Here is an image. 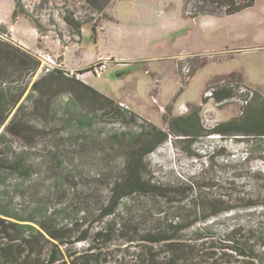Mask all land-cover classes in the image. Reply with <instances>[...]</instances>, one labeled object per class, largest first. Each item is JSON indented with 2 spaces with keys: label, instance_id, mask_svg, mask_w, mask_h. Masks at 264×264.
I'll use <instances>...</instances> for the list:
<instances>
[{
  "label": "rangeland",
  "instance_id": "rangeland-1",
  "mask_svg": "<svg viewBox=\"0 0 264 264\" xmlns=\"http://www.w3.org/2000/svg\"><path fill=\"white\" fill-rule=\"evenodd\" d=\"M91 1L20 0L17 9L15 0H0V42L28 50L39 61L34 74L9 69L8 79H0V88H9L11 95L21 93L0 126L7 145L2 148L0 143L2 162L8 165L21 157L25 170L7 179L12 205L32 212L42 203L56 214L59 225L77 220V235L92 226V237L112 223L138 230L139 236L158 228L163 224L158 216L181 205L174 197L190 195L178 193L188 182L213 198L245 193L264 202V137L189 138L168 130L170 119L192 111L211 130L264 100V0L233 15L197 17L187 14L191 0H114L101 12ZM194 2L200 12L217 11L208 0ZM45 53L58 64L56 56L62 55L68 69L81 68L65 77L75 76L137 117L99 110L79 88L64 81H41L33 90L36 81L51 73H45L40 61ZM99 60H107L100 78L91 71L80 74ZM21 104L24 108L12 126ZM67 109L75 112L70 118L64 115ZM92 110L93 127L79 130L78 124ZM150 124L168 137L144 158L143 177L175 191L169 195L173 199L136 194L121 201L116 215L96 221L110 190L124 176L128 155L142 143H131L128 136H137ZM238 205L239 201L227 204ZM214 220L216 231L238 223L264 226V206L234 209ZM128 231L96 241L106 264L122 257L125 246L120 237ZM87 247L86 242L63 246L64 260L84 255ZM76 264H83V259Z\"/></svg>",
  "mask_w": 264,
  "mask_h": 264
},
{
  "label": "trees",
  "instance_id": "trees-1",
  "mask_svg": "<svg viewBox=\"0 0 264 264\" xmlns=\"http://www.w3.org/2000/svg\"><path fill=\"white\" fill-rule=\"evenodd\" d=\"M101 1L102 4H100ZM112 1L114 0H92L90 3L101 12L107 4L111 5ZM15 2L17 9L20 8V0ZM208 2L216 6L217 11L229 16L252 7L255 0H208ZM15 15H18L17 11ZM65 22L70 26L81 28V25L71 20L65 19ZM38 67L39 61L27 50L15 44L0 42V79L2 81L8 79L9 69L11 72L25 69L34 74ZM87 71H91V67L82 70L80 74ZM67 77L64 71L55 69L48 76L36 81L32 88L36 90L41 81L51 83L64 81L79 88L87 96L88 103L98 107L99 110L122 111L131 118L137 117L130 110L124 109L110 98L83 84L80 80H76L75 76ZM10 91L9 88L5 90L0 88V126L21 98V93L11 95ZM73 100L72 97L71 102ZM215 100L220 101L218 98ZM23 108V104L16 108L11 120L12 126L16 124L17 116ZM95 112L96 110H92L90 117L81 120L78 124L79 130L93 127ZM74 113L67 109L64 115L70 118ZM12 126L6 127L7 132ZM142 129L137 136L134 134L128 136L131 143L136 144L138 140L142 143L128 155L124 165V176L110 190L106 204L98 210L96 221L116 215L121 201L136 194L158 193L169 201L173 199L169 195L175 191L160 184H151L143 177L144 158L165 141L168 134L151 124L148 125L147 130ZM168 130L189 138H205L211 135L262 138L264 137V100L257 103L255 107L243 110L239 117L223 122L211 130L202 126L197 111L170 119ZM3 138L4 135H1L0 143L2 148H5L7 145L2 142ZM20 159L21 157H18L5 165L0 158V264H76L80 259H83V264H100L103 263L102 261L106 264L107 259L101 258L103 253L97 249L99 244H96L98 243L96 241L103 242L115 233H122L128 229L112 223L111 226L100 229L91 237L92 226L86 225L77 235L75 231L77 220L59 225L55 221L56 214L48 211L42 203H39L32 212H27L25 208L20 210L15 208L9 199V192L5 185L10 175L25 171ZM182 185L188 189L180 188L178 193L184 195L189 192L190 195L181 199L174 197L175 202L181 205L158 216L163 222L158 228L141 232V236L136 233L139 232L138 230L133 232V229L126 235H121L125 250L122 257L113 259L112 264H264V226L238 223L224 230H213L214 219L219 215L230 213L234 209H254L264 206V202L255 200L245 193L241 197L234 198L229 195L230 199L225 194H221L219 198H213L208 192L203 194L200 190H196L189 182ZM259 198L258 196L257 199ZM236 201L240 202L237 207L227 206L230 202ZM76 213H82V210ZM80 242L88 244L87 252L72 258L70 262L64 260L61 248ZM74 255L76 254H69V258ZM126 258L129 261L123 262Z\"/></svg>",
  "mask_w": 264,
  "mask_h": 264
},
{
  "label": "built area",
  "instance_id": "built-area-1",
  "mask_svg": "<svg viewBox=\"0 0 264 264\" xmlns=\"http://www.w3.org/2000/svg\"><path fill=\"white\" fill-rule=\"evenodd\" d=\"M41 59L42 60H40V61L43 62V69H44L45 73H50V72L54 71L55 69L64 71L61 68V66L55 60H53V58H51L50 56L41 55ZM106 61L107 60H99L91 66V72L94 74V76L96 78H100L103 75V73L107 67ZM64 74H65V76H68V72L64 71ZM69 75H73V74H69Z\"/></svg>",
  "mask_w": 264,
  "mask_h": 264
},
{
  "label": "crops",
  "instance_id": "crops-1",
  "mask_svg": "<svg viewBox=\"0 0 264 264\" xmlns=\"http://www.w3.org/2000/svg\"><path fill=\"white\" fill-rule=\"evenodd\" d=\"M195 0H191V2L190 3H188V5H187V12H188V7H189V5L192 3V2H194ZM194 3H196V2H194ZM112 4V3H111ZM196 6V5H195ZM108 9V8H107ZM107 11V10H106ZM206 11V10H205ZM201 12V13H195V14H190L189 12L187 13L188 15H190V16H193V17H197L198 15H200V14H202V15H215V14H223V13H221L220 11H211V12H213L212 14L211 13H206V12ZM224 15V14H223ZM21 46V45H20ZM28 51V50H27ZM30 52V51H29ZM31 53V52H30ZM31 54H33V53H31ZM47 56H50L51 58H54L52 55H50L49 53H45ZM33 55H35V54H33ZM36 55H40L39 53L38 54H36ZM42 55V54H41ZM56 57H58L59 59H60V63H59V65L61 66V68L64 70V71H66V72H68V73H71V74H74V72H77L78 70H81V68H78V69H68L67 67H66V65H65V62H64V59H63V56L62 55H59V56H56ZM97 62V61H96ZM92 64V63H91ZM78 77V76H77Z\"/></svg>",
  "mask_w": 264,
  "mask_h": 264
},
{
  "label": "water",
  "instance_id": "water-1",
  "mask_svg": "<svg viewBox=\"0 0 264 264\" xmlns=\"http://www.w3.org/2000/svg\"><path fill=\"white\" fill-rule=\"evenodd\" d=\"M192 8H191V7ZM197 8H196V6L194 5V2H192L190 5H189V7H188V12L190 13V14H195V13H201L199 10H196ZM204 12V11H203ZM206 13H213V12H211L210 10H206L205 11Z\"/></svg>",
  "mask_w": 264,
  "mask_h": 264
}]
</instances>
